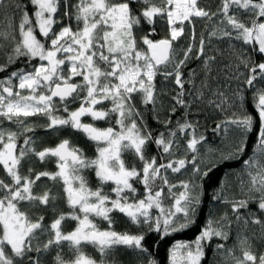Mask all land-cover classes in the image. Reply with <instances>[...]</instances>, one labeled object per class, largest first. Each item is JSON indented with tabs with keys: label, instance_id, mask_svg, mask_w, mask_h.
<instances>
[{
	"label": "snow or ice",
	"instance_id": "6c2138e0",
	"mask_svg": "<svg viewBox=\"0 0 264 264\" xmlns=\"http://www.w3.org/2000/svg\"><path fill=\"white\" fill-rule=\"evenodd\" d=\"M15 12L20 13L18 25L13 23ZM0 14L6 21L0 28V49L4 42L10 45L0 72L21 57L27 58L30 67L0 80V168L7 177L0 179V264H42L41 255L52 250L56 251L54 264H97L85 254L87 245L105 255L119 245L146 253L144 233L112 230L113 212L164 236L194 223L202 185L190 180L174 183L169 178V173H182L189 165L193 175L201 178L211 171L210 167L202 170L198 163L207 137L197 134L196 123L187 119L189 110L205 101L206 91L216 97L207 103L222 112L243 99L237 90L233 93L237 100L229 104L222 91H212L209 78L216 57L206 53L205 47L212 39L227 40L239 61L237 70L239 65L248 70L244 83L254 87L258 78L264 79V62H251L233 41L264 54V0H219L215 11L201 0H28L23 5L18 0H0ZM159 21L166 22L167 35L155 39ZM196 21H203L207 32V36L200 34L198 43ZM142 25L147 26L146 31ZM186 25L185 46L179 42L186 35ZM193 59L201 60L204 73L198 87L196 70H191L187 79L183 71ZM33 60L37 63L32 64ZM158 76L162 82L171 80L176 86L174 94L157 88ZM164 96L169 97L172 115L178 108L185 110L175 124L171 118L159 119ZM254 99L260 125L259 155L254 153L243 161L248 181L240 179L239 198L230 199L223 183L212 197L227 205L231 216L226 211L217 220L209 219L194 241L176 242L170 250V264H200L207 242L214 237L227 240L233 223L247 228L251 222L264 229V221L249 210V204L255 203L264 214V163L260 159L264 157V88L257 90ZM77 101L80 106L70 110V104ZM138 105L151 106L165 131L154 137ZM61 110L66 116L56 114ZM35 116L46 119L40 126L48 130L70 128L83 134L95 144V157L87 156L69 139L37 150L36 139L29 135L36 125L28 120ZM84 117L93 123L84 122ZM256 119L233 111L213 132L227 133L234 127L244 137L253 130ZM96 121H106L109 126L97 127ZM5 122L16 130L4 127ZM182 139L183 154L178 155ZM150 144L156 145L157 156L148 155ZM244 147L242 139L221 158L238 159ZM33 157L40 163L54 159L56 171H35L30 166ZM25 164L29 167L23 171ZM89 171L98 181L95 187L89 183ZM42 178L60 186L69 211L57 212L59 193ZM37 182H41L39 191L35 190ZM108 185L110 192L105 191ZM137 185L143 186L142 198ZM177 188L182 191H173ZM169 198L173 203L167 206ZM36 208H50L54 218L45 223L44 215L32 213ZM96 218L106 221L108 229L99 228ZM67 221L75 222L73 230H64ZM239 245L240 257L223 244L217 249L224 250L226 260L231 258L234 264H264V254L257 256L251 251L247 236L239 239ZM64 248L74 258L65 259Z\"/></svg>",
	"mask_w": 264,
	"mask_h": 264
},
{
	"label": "trees",
	"instance_id": "16d2710c",
	"mask_svg": "<svg viewBox=\"0 0 264 264\" xmlns=\"http://www.w3.org/2000/svg\"><path fill=\"white\" fill-rule=\"evenodd\" d=\"M11 3L12 0H9ZM19 3L27 4L28 0H18ZM202 5H207L211 8V10L215 11L216 7L219 5V0H201ZM133 7H136L134 4ZM29 15H32V8H28ZM0 20L4 23V16L0 14ZM13 15V22L18 23L20 21V13L15 12ZM3 23V25H4ZM145 31L147 30L146 25H142ZM157 35L154 37L155 39H160L167 35V24L165 21H159L156 25ZM189 32V28L185 27V37H182L180 42L182 45L186 46V38ZM204 33L207 36V32L205 30V23L203 21H196V36L197 43L199 41V37L201 33ZM141 33H138V35ZM5 43V47L0 49V64L5 62V52H10V45L7 42ZM236 44L237 48L243 52V54L250 58L253 63H261L264 62V54L259 53L258 51L251 50L246 45H241L240 42L233 41ZM206 53L210 55H214L216 57V61L213 64V71L211 73V77L209 78V84L212 91L219 89L222 91L226 97H228L229 104H232L237 100L236 96L233 95L234 92L239 90L242 94V101L238 103V105H234L233 107H228L226 112H222L221 110L215 108L213 105L207 103L208 99H216L213 97L211 92H205V101L197 102L193 104L192 108L189 110V115L187 119L196 123L197 126V134L203 133L207 137V141L205 144L200 147V157L198 159V163H200L202 170H207V168H211V171L205 177H198L193 175L191 171V165L188 166L186 170H182V173L179 174H171L169 173V178L172 182L176 183L180 180H190L195 183H199L202 185L201 188V202L196 208L194 223H192L188 228L183 231L173 232L170 235L164 236L162 232L156 231H148L146 225H136L133 224L127 216L121 214L119 212L111 213L113 218L112 230L120 232V233H129V234H140L144 233L145 239L142 242L144 247L147 249L146 253H139L136 250H129L127 247H119L118 249L113 250L109 253L107 257V264H149V261H155V264H170V250L178 241L191 242L196 239V237L200 234L202 229L207 224L208 219L210 218L211 213L216 219H219L226 211L231 216V211L229 207L220 201L214 200L212 197L216 194L217 190L220 189L221 184L224 185L225 193L229 196V198H233L234 196L239 198L241 196L239 182L237 180V173L241 169L243 161L248 159L250 155L255 153L257 150L258 144V130H259V120H258V112L255 108V94L258 89L264 88V79H259L254 82V87H249L244 83L245 78L248 75V70L243 66L239 65V69L237 70L236 65L239 64V61L236 60V57L232 54V50L229 48V43L227 40L220 41L217 39H212L211 44H206L205 47ZM203 59V58H202ZM27 58L21 57L15 64L10 65L6 71L0 72V80L7 78L11 72L17 71L21 68H24L27 71L28 67ZM196 70V84L199 86V81L203 78L204 73L202 71V62L201 60H191L187 67L183 69L185 73V79L189 77L191 70ZM243 74V75H241ZM157 88H163L165 92L169 94H174L176 90V86L169 80L168 82H162L161 77H157ZM187 90L191 91V88L188 84L185 85ZM186 99H190V97L186 96ZM164 108L159 110V119L171 118L173 124L177 120H181L184 115V109L178 108L175 115H172L169 111L170 101L168 96L163 97ZM141 108V111L144 115V122L147 127L152 131L153 136L155 137L158 133L165 131L163 125L157 120V113H154L151 110V106L148 108H144L141 105H138ZM76 105L70 108L74 110ZM236 111L238 114L240 113H248L253 117H256V121L254 124V128L251 132L245 134L244 137L241 136L240 132L236 130L234 127H230L227 133L223 131L213 132V129L216 127V124L221 120L225 119V116H231L232 112ZM60 116H66L62 110L59 113H56ZM86 121H89V118H84ZM32 123L36 125V129L34 133H29V135H33L36 139V148L40 150L44 147H54L61 140L69 139L72 145L78 146L83 149L84 153L89 157H95L96 155V146L93 142L86 139V137L76 132L70 128H62L59 130H48L40 125H44L47 123L46 119L43 117L36 118L33 117L30 119ZM38 120V122H37ZM100 128H106L109 126V123L97 122L96 123ZM12 128L16 130L15 125H12ZM244 140V151L236 158H221L223 154L227 157L235 145L240 143L241 140ZM23 139L21 138L20 142L22 144ZM181 143V151L178 155L183 154V146L185 141L182 139ZM211 149L212 151H209ZM148 155L149 156H157L158 149L155 144H150L148 147ZM127 159L131 160L132 157L128 156ZM159 162V160H158ZM35 171H56L55 161L48 160L45 163H40L35 157L32 158V162L30 165ZM23 171H26L29 167L28 164L24 165ZM89 183L91 186L95 187L98 184V181L95 178L93 172L89 171L87 173ZM0 179L7 180V177L2 168H0ZM44 184H47L48 187L52 188L54 192L59 193V197L57 200V212L69 211L66 202L63 199V192L59 185H54L53 182L48 181L47 178H42ZM41 182H37V188L35 190L39 191V185ZM140 191L144 190L142 185H137ZM111 186H105V191L110 192ZM182 189L177 188L174 189L177 193ZM140 191L138 193L140 194ZM114 195V194H113ZM171 199L165 200V204L169 205L171 203ZM249 210L255 213L262 221H264V214H261L257 208L255 203L249 204ZM244 211L243 209L241 210ZM33 214H42L45 216V223H50L54 218L52 210L44 209V208H36L32 209ZM234 220V217H233ZM99 228L102 230L108 229V223L103 221L102 219H97L95 221ZM75 227L74 221H67L65 223V231H71ZM229 235L227 240H221L220 238H213L211 241L207 242V246L205 247L204 256L201 259L200 264H234L231 258L226 260V253L224 250H218L217 245L223 244L225 249L232 248L235 251V255L237 257L242 256V252L239 245V239H242L244 236L248 237V243L251 245V251L259 256L260 254H264V229H261L259 225L252 224L249 222L247 228H244L243 225L237 226L236 223H233L231 229L228 230ZM247 246V245H246ZM87 254L93 253L91 250L86 251ZM56 255V251L52 250L48 253H43L41 255L42 264H54V257ZM62 255L65 259L74 258V254L69 251L67 248H64L62 251ZM97 262H101L102 260L95 259Z\"/></svg>",
	"mask_w": 264,
	"mask_h": 264
},
{
	"label": "rangeland",
	"instance_id": "374dc122",
	"mask_svg": "<svg viewBox=\"0 0 264 264\" xmlns=\"http://www.w3.org/2000/svg\"><path fill=\"white\" fill-rule=\"evenodd\" d=\"M1 16V15H0ZM5 20V19H4ZM3 23L4 22H2L1 20H0V28H2V27H4V26H6V23H4V25H3ZM14 23V22H13ZM15 25H18L19 24V21H18V23H14ZM37 36H38V38H40L39 37V33H37ZM17 39H19V36L17 35ZM32 64H36L37 63V61L36 60H33L32 62H31ZM28 70H30V67L28 66L27 67V71ZM6 79V78H5ZM80 78L79 77H77L76 78V80L78 81ZM14 83L16 82V81H13ZM106 104H107V102H105ZM74 104L76 105V108H78L80 105H79V101H77V102H75V103H72V104H70V108H72V106H74ZM108 106H110V105H108ZM75 108V109H76ZM74 109V110H75ZM71 110V109H70ZM59 113V112H58ZM36 118H39V116H35ZM31 118H33V117H29L28 118V120L29 121H31L30 119ZM84 118H89V117H84ZM83 118V120H84V122H88V123H93V121H91V119L89 120V121H86L85 119ZM33 122V121H32ZM37 122H38V120H37ZM97 122H104V121H96L95 122V125L97 126ZM4 127H8V128H11L12 130H14L13 128H12V126L10 125V123H8V122H5V124H4ZM98 127V126H97ZM95 145V144H94ZM254 154V153H253ZM253 154L252 155H250V157L251 156H253ZM255 154H257V155H259V152H258V149L255 151ZM260 159H261V162L262 163H264V157H260ZM25 168V167H24ZM237 180L238 181H240V179H243L245 182H247L248 181V176L244 173V164H242V166H241V169L238 171V173H237ZM141 189H139L138 188V191H140ZM143 191L144 190H142V191H140V194H139V197L140 198H142L143 197ZM174 191V190H173ZM182 191V190H181ZM176 192V191H175ZM173 203V201H171V203L169 204V205H167V204H165V205H167V206H170L171 204ZM153 211V213H157L158 214V210H156V209H153L152 210ZM122 214V213H121ZM97 219H100V218H96V220ZM129 219V218H128ZM209 219H213V220H217L214 216H213V213H211V215H210V218ZM208 219V220H209ZM95 220V221H96ZM130 220V219H129ZM214 238H216V237H214ZM119 247H127V246H123V245H119V246H116V247H114L113 249H112V251L113 250H115V249H118ZM128 248V247H127ZM129 250H131L132 248H128ZM87 250H91V251H93V253H92V255L91 254H87L86 253V251ZM133 250H136V249H133ZM84 251H85V254L86 255H88V256H90V257H92L93 259H100V260H102L101 261V263L100 264H107L106 263V260H107V257L109 256V253L107 254V255H105V254H102V253H100V251L97 249V248H95L94 246H92V245H87V246H85V248H84ZM111 251V252H112ZM136 251H138L139 252V250H136ZM204 251H205V248H204ZM110 252V253H111ZM140 253V252H139ZM169 260H170V258H169ZM97 264H99V263H97Z\"/></svg>",
	"mask_w": 264,
	"mask_h": 264
},
{
	"label": "flooded vegetation",
	"instance_id": "af4514ba",
	"mask_svg": "<svg viewBox=\"0 0 264 264\" xmlns=\"http://www.w3.org/2000/svg\"><path fill=\"white\" fill-rule=\"evenodd\" d=\"M97 263H99V264H100L101 262H97Z\"/></svg>",
	"mask_w": 264,
	"mask_h": 264
}]
</instances>
